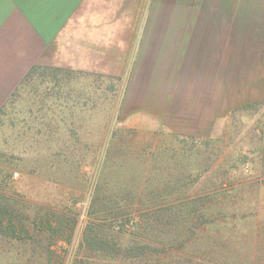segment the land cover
Listing matches in <instances>:
<instances>
[{
  "label": "rangeland",
  "instance_id": "374dc122",
  "mask_svg": "<svg viewBox=\"0 0 264 264\" xmlns=\"http://www.w3.org/2000/svg\"><path fill=\"white\" fill-rule=\"evenodd\" d=\"M213 1L0 0V191L38 207L65 194L75 204L47 264H120L81 245L99 202L147 196L190 168L231 188L217 260L264 264V103L224 104L217 82L212 91ZM189 139L195 158L169 159ZM155 146L168 152L153 159ZM57 151L73 165H56Z\"/></svg>",
  "mask_w": 264,
  "mask_h": 264
},
{
  "label": "trees",
  "instance_id": "16d2710c",
  "mask_svg": "<svg viewBox=\"0 0 264 264\" xmlns=\"http://www.w3.org/2000/svg\"><path fill=\"white\" fill-rule=\"evenodd\" d=\"M54 70L62 73V79L74 74L68 69ZM57 76L55 74L56 79ZM177 144L178 149L170 150L169 159L173 160L175 153L190 161L195 158L190 148V144L194 145L192 139L177 140ZM156 147L150 152L153 159L168 152L167 146ZM50 157L58 166L66 162L73 165L60 151ZM209 169L210 164L204 165L201 173L206 174ZM194 172V168L185 169L176 181L148 189L147 196L102 199L104 202L101 200V207L97 208L98 223L88 222L81 238L88 257L94 260L99 255L102 260H115L120 264H228L223 258L217 260L213 246L218 242L224 246L227 241L223 226L231 188L224 186V182L216 186L204 184L207 179L201 181L200 175H192ZM67 197L61 195L53 203L38 207L30 199L0 191V264L51 261L58 237L68 225L65 216L74 213L71 208L75 204ZM95 202L94 198L88 214L93 211ZM109 203L113 208H107ZM212 205L217 211L215 230L211 228ZM70 221L72 235L77 219L70 218ZM120 235H128V238L118 241L115 236Z\"/></svg>",
  "mask_w": 264,
  "mask_h": 264
},
{
  "label": "crops",
  "instance_id": "0c3cea01",
  "mask_svg": "<svg viewBox=\"0 0 264 264\" xmlns=\"http://www.w3.org/2000/svg\"><path fill=\"white\" fill-rule=\"evenodd\" d=\"M214 3L208 16H217V22L208 26L206 43L212 91L217 82L224 104L264 103V0H237L238 8L232 0ZM5 71L0 68V82H5Z\"/></svg>",
  "mask_w": 264,
  "mask_h": 264
},
{
  "label": "built area",
  "instance_id": "2783aa9c",
  "mask_svg": "<svg viewBox=\"0 0 264 264\" xmlns=\"http://www.w3.org/2000/svg\"><path fill=\"white\" fill-rule=\"evenodd\" d=\"M16 176V174H14V177Z\"/></svg>",
  "mask_w": 264,
  "mask_h": 264
}]
</instances>
